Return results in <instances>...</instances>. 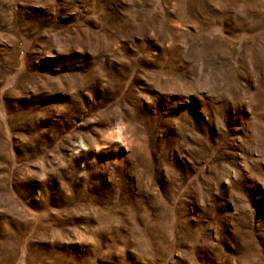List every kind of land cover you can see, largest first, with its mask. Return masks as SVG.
Listing matches in <instances>:
<instances>
[{"label":"rangeland","instance_id":"rangeland-1","mask_svg":"<svg viewBox=\"0 0 264 264\" xmlns=\"http://www.w3.org/2000/svg\"><path fill=\"white\" fill-rule=\"evenodd\" d=\"M0 264H264V0H0Z\"/></svg>","mask_w":264,"mask_h":264}]
</instances>
